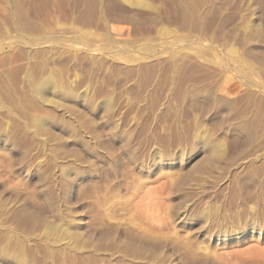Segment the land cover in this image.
<instances>
[{
	"label": "rangeland",
	"instance_id": "374dc122",
	"mask_svg": "<svg viewBox=\"0 0 264 264\" xmlns=\"http://www.w3.org/2000/svg\"><path fill=\"white\" fill-rule=\"evenodd\" d=\"M15 3L25 29L0 0V264H264V0ZM21 199L35 216L19 221Z\"/></svg>",
	"mask_w": 264,
	"mask_h": 264
},
{
	"label": "bare ground",
	"instance_id": "6f19581e",
	"mask_svg": "<svg viewBox=\"0 0 264 264\" xmlns=\"http://www.w3.org/2000/svg\"><path fill=\"white\" fill-rule=\"evenodd\" d=\"M4 1H6V3H7V5H8V10H7V14H8V16L9 17H11L12 18V20H13V25L16 27V28H21V29H25V27L27 28V23H26V21H24V13H23V11L21 10V8L17 5V3H15V0H4ZM98 1V0H97ZM3 2V1H2ZM187 4V3H186ZM193 6V5H192ZM211 8V14L212 13H216V11H214V9L212 8V7H210ZM209 11V10H208ZM193 12V11H192ZM205 13L206 12H204V13H201L202 15H200L199 14V17H201L202 19H204V17H205ZM204 14V15H203ZM191 15V14H190ZM26 17V16H25ZM26 20V19H25ZM242 42V41H241ZM252 42V41H251ZM250 48V47H249ZM251 48H253V47H251ZM251 50V49H250ZM253 51H255L254 50V48H253ZM253 51H251L252 53H253ZM250 52V51H249ZM258 52V51H257ZM263 53V52H262ZM2 55V54H1ZM1 58V57H0ZM7 59H8V57H7ZM0 61H1V59H0ZM7 61V60H6ZM260 61L264 64V55L262 56V58H260ZM203 73V72H202ZM221 73V72H220ZM208 75V74H207ZM217 78V77H216ZM231 77H229L228 76V74L227 75H224L223 76V78H222V82H223V86L222 87H220L221 88V92L220 93H222V95H221V97L222 96H225L226 94L228 95V93H231V91H233L234 89H233V86H231V84H230V79ZM48 81H46L43 85H41V86H38V90H39V92H40V95H42V96H44V92H46V89H47V87H48V85L49 86H51L52 84H53V81H52V78H48L47 79ZM240 80V79H239ZM232 81V80H231ZM244 81V80H243ZM219 82V81H218ZM248 82V81H247ZM197 83V82H196ZM195 82H190V86H189V91H190V94L192 95V96H195V95H202V96H205L208 100H210L213 104H215V105H217L218 107H220V106H223L224 105V102H218V101H216L215 100V95H214V93H216L215 91H211V89L210 88H208L207 87V85H206V87H207V89H204V86H200V85H198V84H196ZM235 83V82H234ZM36 84V83H35ZM36 86V85H35ZM248 86V85H247ZM205 87V88H206ZM235 87V86H234ZM249 87V86H248ZM256 87V86H255ZM259 87V86H258ZM252 88V87H251ZM210 89V90H209ZM248 89V88H247ZM260 89V88H259ZM244 90V89H243ZM251 90V89H250ZM263 90V89H262ZM253 91V90H252ZM214 92V93H213ZM236 92H238V90L236 91ZM245 92H247V91H245ZM251 92V91H250ZM249 92V90H248V94L245 96L244 95V97H246V100H247V98L251 101H253V102H251V103H256V102H258V99L256 100V101H254L253 99H252V94ZM242 93V92H241ZM262 93V92H261ZM233 94V93H232ZM244 94V93H243ZM242 94V95H243ZM263 94V93H262ZM254 95V94H253ZM261 95V94H260ZM258 96V95H257ZM256 97V96H255ZM260 97H262V96H260ZM243 98V97H242ZM241 98V99H242ZM259 98V97H258ZM262 99V98H261ZM260 100V99H259ZM248 101V100H247ZM261 101V100H260ZM262 102V101H261ZM260 105H262V107L264 106L263 105V103L261 104V103H259ZM208 105H209V103H208ZM257 106H258V104H256ZM253 106H255V105H253ZM256 106V109H258V108H260V107H257ZM94 109L96 108V107H93ZM92 108V109H93ZM211 108H212V106H211ZM216 108V107H215ZM90 109V108H89ZM213 109V108H212ZM210 110V109H209ZM78 111V110H77ZM258 111V110H257ZM256 111V112H257ZM260 111V110H259ZM80 112V111H79ZM254 113L253 114V120L255 121V120H259L258 118H259V114H258V116H257V113ZM76 114H78V113H76ZM264 114V113H263ZM260 115H261V113H260ZM260 117H263L262 115L260 116ZM225 119V118H224ZM261 119V118H260ZM227 120V119H226ZM223 121V120H222ZM231 124V123H230ZM251 124H252V122L251 121H249V122H243V123H236V124H234V129H236V130H238L239 132H242V133H244L245 135H247V136H249L248 134H250V131H251ZM230 126V125H229ZM231 126H232V124H231ZM17 132H20V129H17ZM76 140H75V142L77 143V142H81V140H80V138L79 137H76L75 138ZM96 139L98 140V141H101V135L100 134H96ZM29 141V139H28V137L27 136H21L20 135V137L18 138V139H16V138H14V139H12V138H9L8 140H6V143H7V145L8 146H10V148L11 149H16L17 148V146H18V144L19 143H23V142H25V143H27ZM19 142V143H18ZM111 153V152H110ZM115 153H113L112 152V155H114ZM256 156V158H255V163L253 164V167L255 168L257 165H260L261 163H263L264 162V160H263V156H264V152L262 151L261 153H258L257 155H255ZM188 165L190 166L189 168H194V169H199L200 167H202V162H200L199 160L197 161L196 159H194V160H190L189 161V163H188ZM227 167V166H226ZM262 168H264V165H262L261 166ZM256 168H258V166L256 167ZM247 171V170H246ZM25 173H27V172H25ZM13 194V193H12ZM15 197H17V196H15ZM10 198V197H9ZM8 198V199H9ZM20 201V203L21 204H23V202H25L23 199H21V200H19ZM14 216H15V219H17V220H19V221H21V220H23V218H24V216H30V217H33V216H35L30 210H28V207H27V205H24L23 204V208H22V210L21 211H19V212H16V213H14ZM104 240L105 239V241L107 242V241H111L112 242V246L115 248V250L118 252V253H120L121 255H128V256H131L132 258H141L140 257V253H139V250L138 249H135L136 248V245L137 244H135V243H133V242H135V241H132L131 239H124V240H122L121 238H119V235H117V233H116V235H114L113 233H111V232H106V233H104V234H102L101 233V235L99 234L98 236H97V242L98 241H101V240ZM41 241V240H40ZM42 242V241H41ZM164 242V241H163ZM163 242H161L160 241V243L159 242H156V243H159V244H151L150 246H152V248H165V247H167V245L165 244L166 243V241L163 243ZM148 243V242H147ZM154 243V242H153ZM139 245H140V243H139ZM169 245V244H168ZM79 247H81V246H79ZM140 248V247H139ZM84 249V248H83ZM89 250V249H88ZM33 252H30V256H31V258H30V264H37L38 262L35 260V258L33 257V255H31ZM251 253V252H250ZM190 255V254H189ZM188 254H176V256H177V261L180 263V264H184V263H188L189 262V264H193V263H195L196 264V262L197 261H199V262H197V264H200V259L199 260H197L196 259V261H195V258L196 257H192L191 255L189 256ZM73 256H75V255H73ZM151 257H152V255H150ZM148 257V256H147ZM201 260H203L202 258H201ZM204 262V261H203ZM205 262H206V260H205ZM202 263V262H201ZM205 264V263H204ZM209 264V263H208Z\"/></svg>",
	"mask_w": 264,
	"mask_h": 264
}]
</instances>
